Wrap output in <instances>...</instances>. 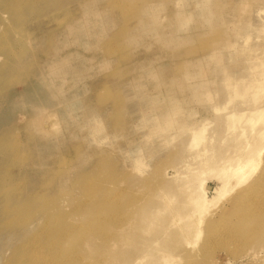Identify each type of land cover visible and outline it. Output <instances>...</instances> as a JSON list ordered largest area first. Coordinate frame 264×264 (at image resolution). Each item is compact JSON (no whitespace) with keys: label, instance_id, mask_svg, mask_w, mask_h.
I'll use <instances>...</instances> for the list:
<instances>
[{"label":"rangeland","instance_id":"1","mask_svg":"<svg viewBox=\"0 0 264 264\" xmlns=\"http://www.w3.org/2000/svg\"><path fill=\"white\" fill-rule=\"evenodd\" d=\"M260 61L264 0H0V264H264Z\"/></svg>","mask_w":264,"mask_h":264},{"label":"bare ground","instance_id":"2","mask_svg":"<svg viewBox=\"0 0 264 264\" xmlns=\"http://www.w3.org/2000/svg\"><path fill=\"white\" fill-rule=\"evenodd\" d=\"M13 2H14V0H13ZM263 63H264V61L263 62H261V61L258 62L257 67H261L263 65ZM263 70H264V68L262 67V73H258V74L259 75H264L263 74ZM208 91L206 90V93ZM229 93H232L234 95V97H241V99H245V98H248V97H251L252 99L253 98L259 99L260 96L262 94H264V83H256V84L253 83L252 85H249V86H247L246 88H243V89H240V87H238V85L235 84V85L229 86ZM206 95H208V93ZM243 114L244 113H238L236 111H229L227 113V115H226L229 127L234 128L237 125L238 121L242 120V115ZM243 121H245L247 124H249L248 126L251 129V131L254 134V136H257L259 138H263L264 137L263 136L264 135V127H263L264 126V104H262L261 106L255 108V109L249 110L248 114L246 115V117H244ZM255 124L256 125H262L263 128L260 129L259 127H255L256 126ZM204 131H205V128L203 127V125L200 128L198 127V128L193 129L191 131V140H192V144L191 145H199L201 142H203ZM207 149L208 148H206V144L204 143L202 152L207 151ZM135 159H137V158L135 157ZM237 162H238V159H237ZM249 162L251 163V161H248V157L243 156V157L240 158V162L237 163L235 168L230 167V166H229V168L225 167V166L220 168L219 169L220 170V175L221 176H223V175L226 176L225 172H226V170H228L229 174L231 173L230 176H234L238 180L239 176L242 178V177L246 176L249 173V170L251 168V164ZM206 189H208V187H205V186L202 187L201 186L200 192L198 194H194L193 195V194L190 193V195L188 196V200L193 205L192 206L193 210H196L197 208H206V203L210 202L211 199L213 198V197L211 199L207 198ZM219 190H220V187L218 189L214 187L212 192H216L217 193ZM193 216H194V211H192V212H190L188 214H185V217H187L188 220L191 219ZM185 220H186V218H185ZM196 225H197V223H196ZM196 230H197V227H196ZM164 253L165 252H161V254H162L161 257L163 259L166 258V261L164 260V262L168 263L170 259Z\"/></svg>","mask_w":264,"mask_h":264}]
</instances>
